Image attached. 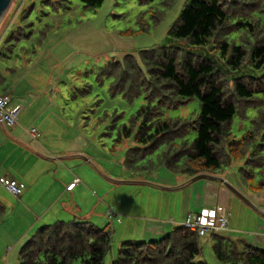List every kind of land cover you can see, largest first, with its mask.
I'll use <instances>...</instances> for the list:
<instances>
[{"label":"trees","instance_id":"obj_1","mask_svg":"<svg viewBox=\"0 0 264 264\" xmlns=\"http://www.w3.org/2000/svg\"><path fill=\"white\" fill-rule=\"evenodd\" d=\"M80 1L90 8L104 2ZM178 1L161 0L152 12L154 25ZM10 37L4 42L8 44ZM166 40L167 44L137 55L109 60L97 71L98 85L107 83L111 98L119 96L126 103L140 96L146 100L124 122H120L123 113L103 111L98 123L110 122L107 127L116 142H132L127 156L145 157V171L163 166L190 179L200 173L226 176L235 166L245 191L263 192L264 0H185L166 31ZM20 41L15 40L17 45ZM14 72L0 64V84ZM193 99L200 102L193 118L162 117L164 109L179 108ZM248 111L253 112L249 128L237 138L231 124L235 117L247 118ZM190 132L195 133L193 139L188 137ZM134 158L124 160L127 166L133 168ZM6 215L0 201V221ZM112 237L109 225L98 227L83 218L45 224L20 248L19 264H105ZM209 237L220 262L264 264V249L238 245L221 234ZM200 238L179 224L158 239H124L111 264H207L198 258Z\"/></svg>","mask_w":264,"mask_h":264},{"label":"rangeland","instance_id":"obj_2","mask_svg":"<svg viewBox=\"0 0 264 264\" xmlns=\"http://www.w3.org/2000/svg\"><path fill=\"white\" fill-rule=\"evenodd\" d=\"M160 1L104 0L100 7L90 8L80 0H12L0 20V60L1 56L6 58L0 64L15 72L8 73L0 84V95L7 86L6 92L11 93L14 103L23 106L15 128H27L29 132L33 126L37 131H44V135L50 136V143L53 141L49 152L57 148H79L95 161L101 176L98 182H90V191L97 198L96 211L102 209L101 199L107 195L114 211L136 218L138 222L153 215L160 216L161 220L172 219V229L187 214L190 199L196 193L194 185L206 179L189 182L191 178L184 179L163 166L154 171L143 170L148 164L145 157L127 156L132 142H116L115 133L111 134L107 127L110 122L98 123L97 120L103 111H117L123 113L120 122H124L146 104L142 96L132 103H126L119 96L111 98L107 83L98 85L96 73L109 60H121L126 54L137 55L140 50L168 43L166 31L185 0H179L164 19L154 25L152 12L160 7ZM145 26L150 27L148 32L143 31ZM9 36L12 40L7 44L4 40ZM15 40H21L20 44ZM199 111L200 102L193 99L179 108L164 109L162 117L193 118ZM252 115L253 112L248 111L247 118H234L231 131L235 137L239 138L249 128ZM188 137L193 139L195 133L190 132ZM133 158L131 168L125 161ZM134 165L141 168L135 169ZM232 167L228 175L222 176L224 186L225 182L237 184L239 181L236 167ZM161 170L175 178L172 190L157 187L155 177ZM105 175L120 183L111 182ZM138 181H151V184L135 183ZM239 200L235 197L228 218L249 230L253 217L250 212L247 217L242 214ZM13 210L19 213L18 209ZM10 213L8 207L7 217ZM106 223H110L111 229L116 224L110 219ZM116 226L105 264H111L123 239L139 240L136 231L121 235L124 227L121 230L118 224ZM200 245V260L207 264H225L214 257L209 234L200 238ZM18 253L19 249H0V264H19ZM72 264H80V261Z\"/></svg>","mask_w":264,"mask_h":264},{"label":"crops","instance_id":"obj_3","mask_svg":"<svg viewBox=\"0 0 264 264\" xmlns=\"http://www.w3.org/2000/svg\"><path fill=\"white\" fill-rule=\"evenodd\" d=\"M37 132L38 136L33 138L27 128L8 129L0 126V177L14 178L24 184V189L18 197L10 194L0 184V201L6 209L11 208L9 216L6 215L0 221V249L20 250L21 244L27 241L26 239L31 236L36 227L56 221H69L73 218L89 220L98 227L109 225L110 223H106V220L110 219L111 223L115 221L119 225V229L123 230L124 227L121 235L127 234L128 231H136L137 234L133 233V235L135 234L139 240L143 241L161 238L171 230L172 219L161 220L160 216L153 215L141 220L144 222H138L136 218L114 211L105 194L101 199L104 202L102 209L96 211L97 198L90 191V182H98L101 176L100 172L99 174L97 172L95 161L85 150L79 148H57L49 152L53 141L50 143L48 139L50 136L44 135V131L41 130V133L38 129ZM156 175V182L160 185L174 188L172 184L175 178L168 172L161 170ZM105 177L111 182L120 183L106 175ZM76 178L79 179L77 184L74 183ZM148 182L151 184V181ZM148 182L141 184H149ZM228 184L246 199L247 202L239 197L242 206L238 205L244 216L247 217L248 213H251L253 224L251 228H248L249 230H245L242 223L237 224L229 217V229L220 234L238 245L247 243L264 249V191L246 192L239 181L237 184L230 182ZM194 191L196 193L190 199L187 214L204 207L222 205L226 207L228 216V211L233 208L235 197H238L220 180H201L194 185ZM66 194L67 197H65ZM12 208L18 209L19 213H15ZM110 210L115 212L113 217L108 214ZM116 224L112 226L114 234Z\"/></svg>","mask_w":264,"mask_h":264},{"label":"built area","instance_id":"obj_4","mask_svg":"<svg viewBox=\"0 0 264 264\" xmlns=\"http://www.w3.org/2000/svg\"><path fill=\"white\" fill-rule=\"evenodd\" d=\"M22 104L14 103L10 93H4L0 96V126L5 128H13L18 123V117L22 110ZM29 134L35 138L38 135L36 128L32 127ZM74 183H79V179H74ZM0 184L15 197H18L23 189L24 184L18 182L14 178L0 177ZM110 217L115 215V212H108ZM184 227L196 231L200 237L208 234H220L229 229V219L226 212V207L216 205L214 207L201 208L199 211L189 212L181 223Z\"/></svg>","mask_w":264,"mask_h":264},{"label":"water","instance_id":"obj_5","mask_svg":"<svg viewBox=\"0 0 264 264\" xmlns=\"http://www.w3.org/2000/svg\"><path fill=\"white\" fill-rule=\"evenodd\" d=\"M12 0H0V19L3 17V15L5 14L6 10L8 9L10 3ZM199 179H210V180H220V181H224V179L220 176H215V175H211V174H207V173H200L195 175L194 177H192L189 182H194L196 180ZM135 183H144L143 181H138ZM226 186L238 197H240L242 200L246 201V199L244 198V196L238 191L236 190L234 187L230 186L227 182H225ZM160 189L163 190H172L173 188L171 187H167V186H163V185H157ZM247 202V201H246Z\"/></svg>","mask_w":264,"mask_h":264},{"label":"bare ground","instance_id":"obj_6","mask_svg":"<svg viewBox=\"0 0 264 264\" xmlns=\"http://www.w3.org/2000/svg\"><path fill=\"white\" fill-rule=\"evenodd\" d=\"M2 18H3V17H2ZM2 18H1V19H2ZM1 19H0V20H1Z\"/></svg>","mask_w":264,"mask_h":264}]
</instances>
